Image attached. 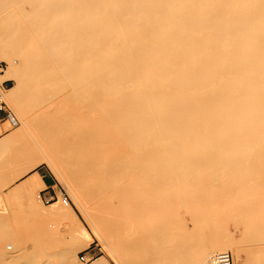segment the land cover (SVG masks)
Segmentation results:
<instances>
[{
    "label": "bare ground",
    "instance_id": "1",
    "mask_svg": "<svg viewBox=\"0 0 264 264\" xmlns=\"http://www.w3.org/2000/svg\"><path fill=\"white\" fill-rule=\"evenodd\" d=\"M0 61L12 99L51 95L52 155L17 175L47 161L91 228L39 208L75 221L42 264L94 240L117 264H264V0H0ZM30 175L14 188L42 189ZM4 210L0 264L21 257Z\"/></svg>",
    "mask_w": 264,
    "mask_h": 264
},
{
    "label": "rangeland",
    "instance_id": "2",
    "mask_svg": "<svg viewBox=\"0 0 264 264\" xmlns=\"http://www.w3.org/2000/svg\"><path fill=\"white\" fill-rule=\"evenodd\" d=\"M7 64L5 61H0V74L4 72ZM14 80H9L0 84V92L4 96L8 107L10 108L13 116L16 119L15 124H11L9 120H4L5 123L2 124L0 134L9 131L6 135H10L19 128H22V121L20 117H25L28 123H31L30 129L23 132V135L13 138V142L10 145V148L5 151L4 155L0 156V204L4 205L5 212L8 213L9 217L15 218L12 214L16 213L17 219L20 221V231L18 233V244L15 246L13 242L6 241L5 245H13L12 248L7 249V252H12L17 250L19 254L20 251L22 255L18 260L9 261L5 264H42V261L45 260L43 252L48 250L57 251L62 247V243L65 240L68 241L70 237L71 229L62 231V227L65 226L66 221L62 220L59 216L53 214L46 216H38L37 213L39 208H43L44 211L55 210L56 208L64 210L67 207H71L72 210L78 216L81 224L91 233L90 225L88 224L83 210L75 203L74 199L69 194V191L63 184V181L57 177L53 168L48 164L47 161H42L36 167L45 165L48 167L51 175L53 176L58 190V196L63 190L69 197L70 205H62L60 200L55 204H48L41 197H38L40 189L36 190H16L14 185L19 184L28 173L23 175H17L19 173V168H22L23 165L30 163L41 157L51 156L53 152L52 143L50 140V126L48 125L49 114L53 111H46L47 107L50 106L51 98L50 94H45L41 90L32 88L29 85L23 87L18 96L12 99L9 93L3 91L4 89H9L14 87ZM47 128V129H46ZM47 130V132H46ZM48 133V134H47ZM5 137V136H4ZM2 139V138H1ZM0 139V140H1ZM11 147L16 149L14 154V161L7 162L5 159L8 156L7 151H10ZM3 156V158H2ZM13 157V156H11ZM11 159V158H10ZM6 160V161H5ZM13 160V159H12ZM3 162V163H2ZM2 163V164H1ZM35 167V168H36ZM30 203L31 207L27 208L26 204ZM32 203V204H31ZM25 204V207H24ZM23 205V206H22ZM50 206V207H49ZM19 217H18V215ZM31 214V215H30ZM21 215V216H20ZM63 218L70 219L68 216H62ZM12 220V219H11ZM22 223V224H21ZM11 226H15V223H12ZM35 227V228H34ZM31 228V231L29 230ZM34 229V233H33ZM232 228H230L231 230ZM233 236L239 237L240 231L237 229H232L230 231ZM57 237V238H54ZM67 238V240H66ZM94 246L97 252V257H105L108 264H117V262L108 255V253L98 244L97 240L92 241L89 245H86L80 248L75 255V264H90V262H82L79 260L78 256L81 251L88 249L89 247ZM5 249V250H6ZM232 263L236 264V260L232 256ZM27 259H26V258ZM31 257V258H30ZM245 258V255H242Z\"/></svg>",
    "mask_w": 264,
    "mask_h": 264
},
{
    "label": "crops",
    "instance_id": "3",
    "mask_svg": "<svg viewBox=\"0 0 264 264\" xmlns=\"http://www.w3.org/2000/svg\"><path fill=\"white\" fill-rule=\"evenodd\" d=\"M6 121V120H5ZM5 123L4 122V115L2 113H0V130H1V126L2 124ZM9 133V131H5L3 133L0 134V139L3 138L4 136H6L7 134ZM30 174H37L38 177L40 178L42 184H43V188L40 189V197L43 199V200H48V199H55V197L57 196V193H58V190H57V185H56V182L53 178V176L51 175L50 171L48 170V167L45 166V165H40L38 167H36L34 170L30 171L28 173V176ZM31 176V175H30ZM55 201H51L49 202L48 204H52L54 203ZM71 208V207H70ZM72 210V208H71ZM65 211V210H64ZM71 212V211H70ZM71 214H73L76 218V220L78 222H80L78 216L76 215V213L73 211ZM62 220L66 221V224L65 226L62 227V231H65V230H68L69 227L71 229V233H72V230L73 228L75 227V221L72 219H66V218H63L62 216H59ZM74 221V222H73ZM73 222V223H72ZM72 223V224H71ZM81 223V222H80ZM71 224V225H70ZM33 232H34V229H33ZM71 235V234H70ZM54 238H57L54 236ZM58 239V238H57ZM85 252L87 254H90V255H94V256H97V252H96V249L94 246H91L89 247L87 250H85ZM99 257L95 258L94 260L98 259ZM93 260V261H94Z\"/></svg>",
    "mask_w": 264,
    "mask_h": 264
},
{
    "label": "built area",
    "instance_id": "4",
    "mask_svg": "<svg viewBox=\"0 0 264 264\" xmlns=\"http://www.w3.org/2000/svg\"><path fill=\"white\" fill-rule=\"evenodd\" d=\"M0 113H2L4 115V120H9L11 124H15L16 123V119L13 116V114H12L10 108L8 107L6 101L4 100V96H3V94L1 92H0ZM59 200H60L62 205L70 204L69 197L63 190H61V193H60L59 196L57 194L55 199H53V200L52 199H48L45 202L46 203H49L51 201L57 202ZM78 258L82 262H90V261L94 260L96 258V256L87 254L85 252V250H84V251H81L79 253ZM214 261H215V264H232V258L230 256V254L227 253V252H219V253H217L215 255V257H214Z\"/></svg>",
    "mask_w": 264,
    "mask_h": 264
}]
</instances>
